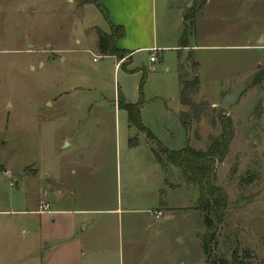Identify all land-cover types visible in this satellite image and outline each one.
I'll return each instance as SVG.
<instances>
[{
  "label": "rangeland",
  "instance_id": "rangeland-1",
  "mask_svg": "<svg viewBox=\"0 0 264 264\" xmlns=\"http://www.w3.org/2000/svg\"><path fill=\"white\" fill-rule=\"evenodd\" d=\"M151 1L158 39L182 34L173 27L179 8L195 13L189 47L137 51L115 71L117 58L97 49V27L109 31L92 4L0 0V264H17L22 245L40 264V217L30 210L49 187L55 193V176L62 192L89 197L81 209L106 212L107 223L85 233L94 242L83 264H205L197 187L173 165L162 168L118 110L123 72L136 80L142 125L169 151L205 150L220 115L230 120L233 137L213 180L227 209L213 255L232 264L236 251L244 264H264V47H254L264 46L257 40L264 0ZM140 68L147 70L141 87ZM179 73L197 81L188 93L198 112L189 132L179 114L195 112L181 104ZM248 80L220 109L221 98Z\"/></svg>",
  "mask_w": 264,
  "mask_h": 264
},
{
  "label": "crops",
  "instance_id": "crops-1",
  "mask_svg": "<svg viewBox=\"0 0 264 264\" xmlns=\"http://www.w3.org/2000/svg\"><path fill=\"white\" fill-rule=\"evenodd\" d=\"M100 1L102 7L107 11L108 23L114 26L121 25L124 29V35L121 39L117 40L115 47L118 50L125 51L127 55L120 61L115 58V71L118 63L123 62L121 66L123 65L124 67L125 63L132 60L134 53L137 51H146L149 54H153L168 49L179 50L189 47L187 46L188 41L184 44L180 43L181 35L179 36L180 38L176 37L174 40H172L167 33L163 35L162 39L156 38V34L154 33L156 25V6L151 0ZM204 1L206 2V0ZM162 12L164 13V11ZM184 14L182 8L177 10L175 14L176 18L173 21V27L175 30L180 27L183 31L185 23ZM97 28L100 29L99 27ZM260 39H262L261 42H263L264 36L260 35L257 40L259 41ZM254 47L263 48L264 46L255 45ZM117 70L119 73V67ZM123 73L125 74L121 77V84H117V86H119L118 90H121H119L120 94L123 95L127 102L135 104L137 102V86L134 85L136 80H133L126 72ZM183 107L185 108L187 106ZM143 141L153 153L154 159H156L154 154L155 148H153L152 144L148 142L145 135L143 136ZM64 142L65 146L71 145V140L68 138H64ZM139 143L140 141H137L133 147H137ZM36 175H38V173ZM54 182L55 193H53L54 190H50L53 186L49 187L46 192L41 195L40 200L37 202L34 209L30 210V212L38 214L40 217L38 229L40 246H42V249L46 250L43 255L39 257L40 264H83V259L91 253L89 250L92 249L94 242L93 239L89 237L87 238L85 233L91 228L94 229L105 225L107 221H102V217L106 212L96 209L92 210L91 208L81 209L79 205H83V203L80 204L82 198L86 199V202L89 200V197L87 198L82 195L80 198L76 197L75 192H62L61 190L62 187H64V182H62V180L60 181V178L58 179L56 176ZM94 202L96 203L97 201ZM46 203H48V209L45 211L42 210V205ZM51 206H54V208H51ZM99 211L102 213H98ZM109 211H117V209H110ZM116 218V220L119 219L118 216ZM27 248L28 246L22 245L17 264H38L35 250L31 249V251H29Z\"/></svg>",
  "mask_w": 264,
  "mask_h": 264
},
{
  "label": "trees",
  "instance_id": "trees-1",
  "mask_svg": "<svg viewBox=\"0 0 264 264\" xmlns=\"http://www.w3.org/2000/svg\"><path fill=\"white\" fill-rule=\"evenodd\" d=\"M79 5L92 4L102 14L103 19L108 23L107 11L102 7L100 0H78ZM195 13H189L184 16V26L181 34L180 43L184 44L187 40L188 33L194 26ZM109 24V23H108ZM98 43L97 49L100 55L110 54L121 60L126 54L123 50H118L115 47L117 40L121 39L124 35V29L120 26H114L109 24V32H104L100 29H96ZM141 71V78L139 81L140 87L142 86L146 76L147 70L144 68L138 69ZM256 76H253L251 82L255 80ZM246 83L248 85L249 81ZM197 81L195 79L189 80L182 73H179V84L181 87L180 100L182 106L192 107L194 110V116H190L189 113L181 112L179 114L181 125L185 132H189L191 121L195 119V115L198 112L195 110L196 106L190 100L188 96L189 90L196 91ZM117 108L119 110H125L128 124L131 127L136 128L140 133H143L148 142L155 147V156L158 164L163 168L165 164L173 165L178 168L182 179L186 184H192L197 187L198 190V210L202 214V225L205 227L203 236L200 238L202 254L205 259V264H229V261L224 257H215L213 255V249L216 245V237L219 233V225L223 221L226 214V198L222 193L221 188L216 187L213 184L215 179V166L218 161H222L228 153L229 143L233 137V130L230 120L223 115L219 117L220 132L218 136L211 137L210 142L205 150H196L189 147L187 144L181 150H171L164 148L159 140L154 137L141 123L139 117V110L143 103L138 100L137 103L132 104L127 102L120 91L117 92ZM193 117V118H192ZM192 118V119H191ZM137 143V138L129 139V146H134ZM243 257H248V251L244 250ZM232 264H244L241 257L234 251L231 254Z\"/></svg>",
  "mask_w": 264,
  "mask_h": 264
},
{
  "label": "water",
  "instance_id": "water-1",
  "mask_svg": "<svg viewBox=\"0 0 264 264\" xmlns=\"http://www.w3.org/2000/svg\"><path fill=\"white\" fill-rule=\"evenodd\" d=\"M262 39L259 40L261 42ZM247 88L246 82L239 83L234 89H232L231 92L225 94L221 99L219 103V108L222 110H228L233 103H235L238 100V97L240 96L241 92Z\"/></svg>",
  "mask_w": 264,
  "mask_h": 264
},
{
  "label": "built area",
  "instance_id": "built-area-1",
  "mask_svg": "<svg viewBox=\"0 0 264 264\" xmlns=\"http://www.w3.org/2000/svg\"><path fill=\"white\" fill-rule=\"evenodd\" d=\"M153 59H154L153 56H151V57H150V62H152ZM46 209H48V203L42 205V210H45V211H46ZM156 216H160V212H157V213H156Z\"/></svg>",
  "mask_w": 264,
  "mask_h": 264
}]
</instances>
